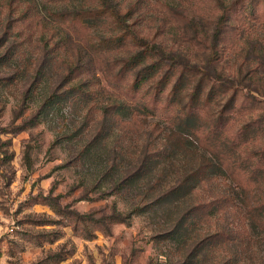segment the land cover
Returning <instances> with one entry per match:
<instances>
[{
  "label": "rangeland",
  "instance_id": "374dc122",
  "mask_svg": "<svg viewBox=\"0 0 264 264\" xmlns=\"http://www.w3.org/2000/svg\"><path fill=\"white\" fill-rule=\"evenodd\" d=\"M109 5L0 0V264H183L196 242L201 255L209 248L196 264H264V209L239 201L264 200V0ZM75 84L31 124L52 89ZM127 104L138 110L124 114ZM189 113L196 130L182 145L172 133ZM168 147L177 152L156 157ZM145 149L155 168L118 186ZM202 154L225 173L194 190L199 213L213 195L240 198L179 246L167 236L171 216L137 206L187 172L206 176Z\"/></svg>",
  "mask_w": 264,
  "mask_h": 264
},
{
  "label": "trees",
  "instance_id": "16d2710c",
  "mask_svg": "<svg viewBox=\"0 0 264 264\" xmlns=\"http://www.w3.org/2000/svg\"><path fill=\"white\" fill-rule=\"evenodd\" d=\"M99 1V0H98ZM101 6L106 7L107 9L104 10L103 12H107L108 9L111 7L109 5L110 0H100ZM113 10L115 11L114 13H118L117 9L114 7ZM80 13V12H79ZM94 10L90 12L83 11L81 12V15L86 14L89 19L94 18ZM100 13V12H99ZM77 15H80L77 13ZM123 36H117L114 38L117 42H121L123 40ZM109 41L110 39H106ZM143 45H145L143 43ZM48 52L46 49H44L43 55H47ZM158 55V54H156ZM138 58L136 56H131L130 61L136 62V61H142V60H137ZM45 62H37L36 65L34 64L35 68V75L33 77V80L30 82V86L28 88V93H30V90L33 88H36L37 83H40L41 80H43L42 77H38V73H40V70L43 69L42 66L46 63V61H50V59H43ZM161 60V58H160ZM129 62V60L127 61ZM137 63V62H136ZM142 70V69H141ZM191 72H196L194 68L191 70H187ZM208 74L205 72H201L200 77L203 78V75ZM220 75L217 72L214 73L213 77L214 80H218V76ZM151 77V75H149ZM175 90L174 93L178 92V86L179 85H174ZM61 86H57L55 89H52L49 94L42 99V101L36 106V109L33 113L32 118L30 119L31 124L35 123L36 121H40L42 117L47 112H50V109L53 108L54 104L58 105L59 103L61 104V99L62 98H70L72 97L77 91L80 89V86L78 84H75L68 89H65L63 91L60 90ZM177 90V92H176ZM195 93L191 94V101H194L196 96L194 95ZM122 110L124 114L130 113L131 115L138 110V108H135L134 106L130 105H123ZM104 113H107V110L105 109ZM193 113H189L186 115V121L185 125L182 128H176L173 131L174 139L176 140L177 143L180 144H188L191 143L192 137V132L196 130V124H195V117L196 115H192ZM171 133L168 136L169 140L163 144L170 143L172 139H170ZM145 146H149V143H146ZM177 151L172 148H164L163 150H160L157 152L156 157H163L165 154L166 158H169L171 154L176 153ZM156 158L152 160L151 155L147 152V150H144V153L142 152V157L140 159L139 165L136 166L133 170V173L129 172L125 177L121 178L119 182H117L118 186L124 185L125 188H127V185L133 184L135 181L140 180V178H143L144 175L146 176L149 172H151L152 168H155V161ZM202 166L203 168V173L206 170V176H203L201 178H197L196 176L198 175L199 171H193L192 175H190V172H188L182 176L181 179H175L172 181V183H168V186L166 185V188L161 189L153 196V199H150V201L145 202V198H143L144 202L143 206H140L137 209L139 210H145L147 208L155 206L157 209H161L167 213V215L171 216V226L168 227V232L167 236L168 239L171 241L176 242L178 245L179 244H185L188 240H193L195 236L193 235V231L196 230V224L198 221H200L202 218H206L207 221V226H209L210 220L217 219V215L221 213L222 206L225 204H228L231 208L237 206L236 202L240 198L238 195H233L230 197H215L214 195L209 198V200L206 202L205 207H202V212H200L198 208V204L195 203V200L192 199V194L194 190L201 184L202 181H208L211 179H216L220 177H224V170L222 168V164H213L207 157H203L202 154ZM202 166L200 168H202ZM164 173L161 175L157 176L154 179V183L151 185H147L146 188L148 189L149 193L151 191H157L160 189V186L162 184V176ZM166 174V173H165ZM190 177L192 180H190ZM198 181V184L197 182ZM243 195L244 189L242 188ZM245 202L241 199H239L240 203H243L245 206L249 203V201H255L253 204V210L256 209L257 207L263 208L264 209V200L257 198L258 200L256 201L254 198L250 197H243ZM248 198V199H247ZM249 205V204H248ZM174 206L175 208H171ZM250 225L254 226V222L251 221L249 223ZM218 234V231L216 232H208L207 236H205V240L212 239L213 236ZM180 246V245H179ZM202 252V247L199 246V242L194 243L192 249L189 251L188 255L184 258L183 264H196L198 261L201 260V257L206 256L207 253H209V248L207 247L206 250ZM201 255V256H200ZM229 264V263H227Z\"/></svg>",
  "mask_w": 264,
  "mask_h": 264
}]
</instances>
